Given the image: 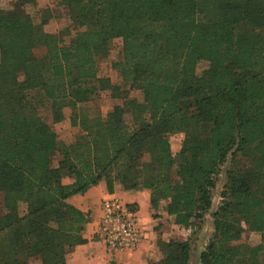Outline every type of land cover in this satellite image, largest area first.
I'll return each instance as SVG.
<instances>
[{"label": "trees", "instance_id": "1", "mask_svg": "<svg viewBox=\"0 0 264 264\" xmlns=\"http://www.w3.org/2000/svg\"><path fill=\"white\" fill-rule=\"evenodd\" d=\"M62 3L90 20L70 43L42 31L48 21L0 7V264H67L88 221L67 200L103 180L109 192L116 183L150 190L153 209L165 203L176 225L196 231L220 177L198 263L264 264V239L245 257L233 244L241 221L264 236V0ZM117 38L120 83L98 67ZM41 106L54 124L73 109L84 138L59 140ZM177 130L186 136L175 156L168 135ZM158 247L152 264L192 262L189 239L159 238Z\"/></svg>", "mask_w": 264, "mask_h": 264}, {"label": "rangeland", "instance_id": "2", "mask_svg": "<svg viewBox=\"0 0 264 264\" xmlns=\"http://www.w3.org/2000/svg\"><path fill=\"white\" fill-rule=\"evenodd\" d=\"M0 7L6 10L13 11H21V13L26 16L30 14L34 24L39 25L43 21H48L47 24L42 25L40 29L47 33H58L60 34L62 40L65 43H70L74 40L77 33L87 27L90 22L89 19L83 18L80 8H69L67 5L62 3V0H0ZM122 39H114L112 42L111 50L106 55H101L98 58V67H99V75L110 77L115 83H120L121 78L119 73L112 68V63L118 61L122 57ZM208 67V63L203 62L199 65L198 73L201 74L204 69ZM20 80L23 79V75L19 76ZM123 87L125 89H130L129 84H124ZM141 92L133 90L131 91V95L140 96ZM35 96V93H32ZM110 93L103 94V107L102 110L106 113L111 103L109 101ZM141 97V96H140ZM46 106V104H45ZM83 105H81V109ZM41 115L47 118L48 123L53 126V128L57 131L59 138L69 144L75 143L77 141H81L84 138V133L79 129L75 128L71 124V117L75 115V112L70 107H65V115L66 121L59 124H54L52 122V117L50 115V111L41 106L38 110ZM186 133L183 130H177L176 132H172L168 135V139L172 145L173 154L176 156L183 145ZM59 159V155L53 158V165H57ZM243 165L248 166V161L244 160ZM259 185L257 188L264 189V177L259 180ZM224 185V177H220L218 180V184L213 191V199H214V208L218 206V199L221 193V189ZM2 201L3 195L0 193V211L2 210ZM210 224H213V218H208ZM208 224V223H207ZM207 224L195 231L191 236H188V239L191 241V245L193 248V258L191 264H199L198 258L200 253L204 250L206 244L211 238L213 232H209V228L207 230ZM209 227V226H208ZM242 227L241 237L238 241L233 242L240 246L243 257L247 256L249 253V248L254 245H258L263 242L264 236L261 233L252 232L249 230L248 225L244 222H240V226ZM213 231V230H212ZM177 240V235L175 238ZM172 239H163L164 241H170ZM160 251V250H159ZM161 254V251H160ZM243 259V258H242ZM243 262V260H242ZM29 264H41V261L37 258H32L29 261ZM236 264H242L241 260Z\"/></svg>", "mask_w": 264, "mask_h": 264}, {"label": "crops", "instance_id": "3", "mask_svg": "<svg viewBox=\"0 0 264 264\" xmlns=\"http://www.w3.org/2000/svg\"><path fill=\"white\" fill-rule=\"evenodd\" d=\"M55 132L59 138L56 130ZM59 140L61 139L59 138ZM69 183L68 178L64 180V184ZM110 197L120 198L137 212L143 239L134 251L112 255L96 236L102 216V203ZM67 202L85 213L88 218L82 232L85 242L77 245L67 255V264H152L158 262L162 257L158 247L159 238L168 240L177 235V239L188 240V236L194 233L192 228H183L174 223L173 218L164 209L165 203H162L158 209H153L151 191L143 187L137 190H127L121 184L116 183L113 191L109 192L107 183L103 180L83 194L72 195ZM214 209L213 207V210L205 214L202 222V226L205 227L208 223L207 230L209 228L210 233L213 232V224H210L208 218L209 220L212 218Z\"/></svg>", "mask_w": 264, "mask_h": 264}, {"label": "built area", "instance_id": "4", "mask_svg": "<svg viewBox=\"0 0 264 264\" xmlns=\"http://www.w3.org/2000/svg\"><path fill=\"white\" fill-rule=\"evenodd\" d=\"M96 236L112 255L136 250L143 239L137 212L118 197L105 199Z\"/></svg>", "mask_w": 264, "mask_h": 264}]
</instances>
